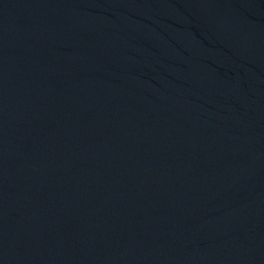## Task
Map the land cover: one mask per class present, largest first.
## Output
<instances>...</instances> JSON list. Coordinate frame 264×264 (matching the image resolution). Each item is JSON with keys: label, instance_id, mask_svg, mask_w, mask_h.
I'll return each mask as SVG.
<instances>
[{"label": "water", "instance_id": "water-1", "mask_svg": "<svg viewBox=\"0 0 264 264\" xmlns=\"http://www.w3.org/2000/svg\"><path fill=\"white\" fill-rule=\"evenodd\" d=\"M0 264H264V0H0Z\"/></svg>", "mask_w": 264, "mask_h": 264}]
</instances>
